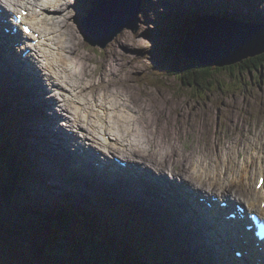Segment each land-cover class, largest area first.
Returning <instances> with one entry per match:
<instances>
[{"label":"rangeland","instance_id":"obj_1","mask_svg":"<svg viewBox=\"0 0 264 264\" xmlns=\"http://www.w3.org/2000/svg\"><path fill=\"white\" fill-rule=\"evenodd\" d=\"M92 2L89 1L87 2L88 4L76 2L73 7L71 6L65 10L61 18V20L65 21L63 29L68 32L69 41L72 45H75V49L70 53L73 61L72 66L69 68L70 72L75 74V76H82L83 84L88 82V88H86L85 92L90 90L100 93L105 90H113L116 96L122 95V97L125 98V101H122L121 105L126 104L136 111V121L140 123V131L143 136H145L147 140L149 137L155 138L156 142L154 146H156L159 141L164 144L165 149L169 151V155H166L168 154L167 151H157L149 148L147 145V148L151 149L152 153L144 155V160L150 166L156 167L160 172L171 169L173 174L178 175L179 178H177V181H180L182 184H184V181L190 184H196V186L201 189L214 190L216 188V184H213L214 179H212V185H210V182L206 181H201L199 184L197 179L194 178L193 169H191L190 166L191 164L196 165L198 162L192 160L193 158L191 156L201 157V154L197 152L198 149L205 150L206 148H210L212 150V156L203 153L210 158L201 157L204 161L200 162L205 168V172L209 173L213 168H217L225 163L222 157L224 154L218 156L217 153L226 152L228 144L233 142V137H235V140H249L251 142L254 137H257V139L260 138L264 142V84L259 83L257 75L260 73V70L263 69L262 77L264 78V63L257 68H251L250 71L242 69L240 72L237 64L230 65V68H222L218 73L215 75L213 74L210 80L217 78V80L222 83L221 87H224L223 91L219 88H213L212 86L208 89L207 85L197 90L196 86L189 84L187 81H183L174 74H163L159 76L153 71V66L158 57V49L150 34L154 28L159 30L158 27L160 26L155 22V19L157 17L156 20L161 22L164 17H160V15L173 11V7L185 6L183 0H142V11L138 14L139 20L136 23L138 30L136 32H132L131 30L121 31L107 43L104 48H100L98 45L91 46L84 40L80 32V19L90 12L91 8L94 6ZM223 2H228L231 6H235L233 0H223ZM221 5L222 4H220V6ZM239 6L229 8L228 10L229 12L231 11V13L235 12L234 14L240 15L242 12L239 13L238 8L240 10H242V8ZM248 6L249 5H246V9ZM260 6L262 8L261 12H263L264 0H261ZM75 13H78V15L75 16ZM214 13L215 11L212 12L213 15ZM252 17H254V14ZM258 20L264 22V13L261 14ZM132 22L134 24V20ZM250 25L252 26V24ZM190 34L194 36L193 32ZM91 37L95 41L103 40L101 37H97V39L94 33H91ZM244 45L245 44H243V46ZM229 51L231 53L233 52V54L237 52L234 45L231 46ZM218 54L221 55L222 52L220 51ZM83 65L86 67V72L82 69ZM242 65L244 67L248 64L244 62ZM213 71L214 70H211L212 73ZM2 76L3 75H0V78H2ZM236 77H238V79H236ZM154 78H158V81L154 82ZM1 80L3 81L4 78ZM187 80L189 79L187 78ZM233 80H235V86L232 87L234 90L227 91L225 86L231 84ZM198 91L202 93L201 96ZM13 94L21 95V91H13L0 85V111L1 113H7V123L5 127L8 123L15 126L13 127V131L16 134L15 137L20 142L25 143L26 141H24L22 132L23 128L27 127L25 123H36L43 131L45 123L48 122V117L45 115L33 117L32 114H27L26 111L20 113V110L25 108L22 105L23 102L19 101L23 98L13 96ZM146 94H150L151 97H147ZM31 95L34 96L33 93ZM160 101H163L165 106L175 104L177 107L181 108V112L177 110L178 121L176 124H174L173 117L172 120H169L165 114H163V119L159 120L158 116L162 113L158 110H151V102H153L152 105L160 106L162 104ZM12 103H15V105H11ZM145 104L148 109H141ZM8 106L12 108V110H7ZM246 108L249 109L251 116L243 122L242 112ZM148 114L154 116H146ZM55 120L56 119H54V122L59 128ZM219 120L224 123L223 127L219 126ZM48 124L49 126L46 125L48 129L49 127H53L50 125V122H48ZM17 126L21 130L16 129ZM22 126L23 128H21ZM49 131L52 134L58 133V129H50ZM219 138H222L223 142L218 145ZM169 145L172 146L173 151H171ZM189 148L194 150L193 154L190 153V150H187ZM14 155L13 152V156ZM242 156H244L242 150L240 153H236V158ZM32 158L37 159L35 150L33 147H28L22 160L25 163L27 162L31 169L34 167V162L36 161H32ZM63 159L64 156L58 157V161ZM210 159L213 160L212 163L209 161ZM226 160L228 162V159ZM238 162L242 164V159H239ZM12 164L14 163L8 159L7 166L10 167ZM59 167L62 170V167ZM15 168H18V166ZM251 168L253 169L254 167ZM226 169L228 174V172H230V167L228 166ZM61 170L57 177L55 175L56 171L53 169H50V173L45 175L46 180L44 181H48L51 187V194L48 196L54 194L56 198L67 199L72 206L74 205L79 208L81 206L82 210L85 212L87 209L91 210L93 213L91 218L94 220H91L89 213L86 215H88L90 221H93V224L87 222L83 218H79L77 215H68V218L72 217L76 219L78 217L80 220L78 223V231L81 234L78 231L74 233L70 228L66 227V225L60 228L59 223L50 220L47 216L33 218L20 214L19 218V215L15 212L17 210L14 206L16 204L15 198L12 203L13 208L12 205L6 207L0 202V242L3 248L0 250V253L12 252L14 257L19 256V258L22 259L24 257L32 258L33 260L30 261L31 264L34 262L37 264H100L98 260L100 259L102 261L104 252L108 256L107 260L103 262L104 264H123L121 261L127 263V261H124L122 258L121 261L117 263V257L121 256L123 251L121 252L120 249L116 247L117 244L112 242L111 236H105L101 233L103 218L100 216L105 214L103 211L105 206H111V209H113L110 199L112 196H109V198L107 194L100 192L102 190H97V188L92 189L89 186H85L83 189L80 187V192H77L76 187L79 179L71 178L70 176L66 181H63ZM249 170H251L250 167ZM51 173H53V175ZM71 175L75 174L71 173ZM6 177L9 179V182L6 181ZM11 178L12 176L8 169L0 170L1 188L5 193L10 191ZM182 178L186 180H182ZM37 179L39 180L40 178ZM171 179L173 183L177 182L173 181V178ZM43 184H45V182H43ZM43 184L37 182L38 186L42 187ZM36 192L39 194L45 193V191L41 189L36 190ZM81 192L86 193L82 194ZM112 192L116 193L115 189ZM225 192L228 195L234 193L232 189H226ZM47 197L40 195L37 199L42 201ZM138 200V202H144L140 197H138ZM113 202L115 204V201ZM45 204L47 203L42 201L39 203V206L43 208ZM142 206H146V204H142ZM4 210L11 212L12 215L3 216L2 211ZM82 210L79 209L76 211H80L81 214H83L84 212ZM122 210L124 213L126 212V210ZM156 217L159 224L163 226L164 223L161 221L162 218L159 215ZM133 220L136 222V218ZM127 223L129 225L131 224V222ZM110 224V226H112L110 227L112 228L110 230V235L111 233L113 235L115 232H119V238L124 240L130 234V231L124 230V228H128L124 223H119L121 226H118V231L113 229L117 223L111 222ZM159 224H157L158 230H161ZM24 225H31L32 228H36L37 226L43 228L47 227L51 232L53 231V233L44 234V231L36 234L17 233L19 227ZM75 226L77 225H74V228ZM10 228L14 232L13 234L7 231ZM129 228L132 227L129 226ZM62 229L65 230L59 231ZM172 230L176 235L174 228H172ZM167 232L170 233L169 231ZM132 235L135 237V234ZM184 235L183 239L187 242L188 249L192 251L195 250L198 255L203 253L204 249L199 241L194 242L193 237H188L187 234ZM134 237L130 236V238H133L132 244L135 246V250L139 247L150 248V244L146 243L149 240L148 235L145 233L142 235V242ZM119 238L118 240H120ZM150 240H152V238ZM192 242L194 245H191ZM149 243L151 242L149 241ZM123 253L128 254L129 250L125 249ZM134 253L135 252H131L132 256H134ZM198 255L192 256L193 259L196 258L195 260L197 262H199ZM176 258H169L164 264H177L178 260L183 258V256H178ZM140 260L143 261V258L140 257ZM155 262L157 261L154 260V263ZM0 264L2 263L0 262Z\"/></svg>","mask_w":264,"mask_h":264},{"label":"bare ground","instance_id":"obj_2","mask_svg":"<svg viewBox=\"0 0 264 264\" xmlns=\"http://www.w3.org/2000/svg\"><path fill=\"white\" fill-rule=\"evenodd\" d=\"M1 1L2 0H0V25L2 27L0 28V60H1L2 56L11 57L12 60L14 61L15 65H17V67L21 63L22 66H24L26 68V69L24 68V70L26 71L27 76L31 81L37 74L42 75L48 81V83L45 84V86L43 85V82L42 83L40 82L41 84H39L40 85L39 87L38 86L37 87L32 86L33 88H35L34 91H33L32 87L27 88V90H25L22 88H18L15 84L2 85L3 87H5L7 89H11L13 91L14 90L21 91V95L13 94V96L23 98L22 99L23 101L22 100H19V101L23 102L22 105L25 108L20 110V113L26 111V113L28 114V112L32 111L34 113H40L41 116L45 115L46 117H48V122H50V125L54 127V128L49 127V130L50 129L51 130H57L58 127L56 126V124L54 122V119H55L54 111H56L54 109V107H56L57 108L56 112L58 113V120H57L58 122L57 123H58L59 129H60V130H58V133H56V134H60L62 131L65 132L66 130L64 128L70 129L68 127L70 124H74L78 128L87 127L88 131L86 134H83V131L80 130V137L73 130L70 129V131L76 137V139H77L76 143H78V144L81 143L83 146H85L89 153L93 152V149L91 148V146H100V145L108 146L109 142H110V138H111V132L113 135L115 134L116 137L121 140V142L124 144L125 147H132L134 145V141L131 138H129V139L124 138L122 134H127L129 136H134V137H140L141 136L140 139L135 140V144H138V145L146 144L147 139L145 138V136H142L143 134L138 133V132H134V134L131 135L130 127H132V125H138L140 123L138 121H136L137 114L135 112L133 114H130V112L128 110L124 109V105H121L122 100L120 98H116V101L114 102V104L112 106L111 114H110V116H108L105 113V111H106V109L104 108L105 106H102L101 104L98 105L97 102L95 101V98L97 96V92L96 91H90V90L85 92L86 88H88V82L83 84L82 76H68L69 74L66 71L73 64L70 53L75 49V45L73 44L74 45L73 46L72 43L69 41L68 32L62 30L64 28V23H65L64 20L54 18V17L52 18L50 23H53L54 31H56L54 41H52L50 43L49 48H47L43 51H38V50H36L37 49L36 45H31L30 36L25 34L22 30L19 31V29L13 24V21H12L13 16L8 12V11H12V10L5 8L1 4ZM14 1L16 4V10L18 9L17 12H19L21 9H24V5H23L22 0H14ZM53 2L55 3L56 6L60 5V3H59L60 0H56ZM238 2H240L241 4H248L249 5L248 7H250V5H253L257 8L258 6H260L261 0L259 2V5L254 4V3H257L255 0H238ZM48 9H50V8H45L42 10H48ZM56 11H58V10H54L53 13ZM1 13L5 14L6 17L5 18L2 17ZM247 16H249V15L246 13L243 14L244 18H246ZM22 20H23V23L27 24L26 16H23ZM251 20H252V18H249L250 24H252ZM213 21L216 22L217 24L222 23V19H216L214 17H213ZM36 22H37V24H41L43 22V18H38L36 20ZM203 24L205 27L201 28L200 32H202V34L206 37H211L213 35V33L211 31L213 28V25L208 26L207 23H203ZM92 28L97 30V32L100 34V36H103L102 33L95 26H93ZM8 30H10V35L14 36V38L17 34H18V37H20V44H16L17 47H12L10 49V51H9V48L13 42H9L6 39H4V32L8 31ZM81 30H83L82 26H81ZM20 32L22 33L23 38H24L22 42H21V33ZM105 38H107V37H105ZM5 41H7V43ZM101 41H104V40H101ZM218 41L224 42L225 40L219 38ZM9 44H10V46H9ZM14 50L18 53V55H17V53L14 54ZM10 52H11V55H10ZM82 69H83V71L86 72V67H84V65L82 66ZM47 70L57 73L59 76V80L55 81L50 77L44 76L45 75L44 72ZM46 90H48V91H46ZM32 93L34 96L31 95ZM54 96H57V98H55ZM30 98H32L34 100V103H29ZM57 101H63L64 102L63 104L66 106V109L63 108V110L67 111V114H68L66 117L67 118L66 120H64L65 113H64V111H62L58 107ZM37 102H39V103H37ZM11 105H15V103H12ZM26 105H27V107H26ZM86 106L88 108V114L87 115H86V109H87ZM99 123L101 124L100 126H107L108 129L105 130L103 127H100L98 125ZM35 125H36V123H35ZM24 129L26 130L27 127H25ZM24 129L22 130V132H23L24 141H26L28 139L27 138L28 136L26 137L27 133L25 132ZM112 129H113V131H112ZM106 134L107 135L109 134V137H106ZM155 141H156V139H155ZM28 143H30L29 139H28ZM44 143H45V141H43V144ZM250 143H251V141H250ZM42 147L44 148V146H42ZM44 149H46V148H44ZM112 149L113 150H120L122 148H118L116 146V144H112ZM164 151L166 152V150H164ZM36 153L38 155V159L40 160V163L43 164L44 163V154L40 151H37ZM242 153H243V155H245L246 151L243 150ZM247 153H248V155H251V156H253V155L256 156L257 154L260 156L264 155V154H260L259 151H257V150L254 153L253 152H247ZM93 154H94V152H93ZM166 155H169V154H166ZM228 155L232 156L234 159L236 158V153H228ZM81 156H85V152H83V154ZM223 157H227V155H223ZM209 161L211 163L213 162L212 159H210ZM224 162L225 163L221 164L219 167L213 168L209 173L205 172V170H204L205 168L201 164L198 163L196 165H193V176H194V178L197 179L199 184L202 181V178H204V177H207L208 181H211V179L214 178L215 183L218 185L219 184L222 185V183H228L232 179H235L237 182V187L234 188V192H235L236 197L240 198L241 200L245 196H247L248 198L257 197L258 194L253 191V184L251 182H249V183L245 182L246 178L250 179V177L252 175V171L248 172L245 169L242 172H239L238 169H234L233 171L228 172V175H227V169L226 168L229 166V163L227 162L226 159H224ZM111 164L112 163H110V165H106V166H108V168L114 167V166H111ZM61 165L62 164H59L52 169H55ZM261 168H264V158H262V157L257 161V172H259V170ZM46 171L48 173L49 170H46ZM38 172H41V171H38ZM115 172H116L115 177L111 173H109V175H108V173L104 174V177L108 181V186H105V187L109 188L115 184L114 189L116 190L117 189L116 188L117 183L115 181L116 177L118 178L119 175L125 176L127 173L124 165H123V168L121 170H120V168L116 167ZM42 174H44V173L41 172L40 175L35 174L34 177L39 178ZM110 174H111V176H110ZM128 174L130 175V173H128ZM130 176H132V175H130ZM131 180H132V178L130 179V190H135V188H133V186H132ZM138 183L142 186L147 187L149 190L153 189L154 191H157L156 187L160 185L159 183H157L155 181H145V182L144 181H138ZM210 185H212V182H210ZM79 189H80V187L77 189V192H80ZM204 190H206V189H204ZM206 191H211V189L206 190ZM122 192H126L128 194V195H126V198L132 200V198H131L132 194L131 193L129 194L128 191H122ZM81 193L85 194L86 192H81ZM123 194H125V193H123ZM137 194L141 198L145 197V192H143V191H137ZM202 196H205L207 198H211L210 196H207L205 194H203ZM155 197H156V203H159V206L157 207V209L162 208V209L168 211L171 215H180L181 213H183L185 215V211L183 209V207L185 205L182 201H179L178 203H174L170 198L164 196V194H159V193L155 194ZM186 199H187V197L184 198V201ZM228 201H229L228 204L231 205L232 200L228 199ZM147 202H149V200ZM131 204H132V202H131ZM115 205L117 206V208L122 210L120 205H118V202L116 203V201H115ZM136 206L142 212H144L143 207L140 206V204H136ZM115 214L118 215V213H115ZM144 214H145L143 216V218H145L144 221H146V223L149 225H154L153 223H151L152 220H151L150 215H147L146 213H144ZM127 216H129V215H127ZM120 218L122 219L121 216H120ZM130 218L134 219V217H132V216ZM198 218H201V217L198 216ZM198 218H196V219L200 220ZM104 221L108 225H111L109 221L107 222V219ZM137 221L138 220L136 219V222ZM191 222H192V220H191ZM197 224L199 225V222H197ZM222 226L224 228L226 235L232 231L231 227L226 226L224 224H222ZM124 227H126V226H124ZM213 231H214L213 237L215 238V240L219 241V242H216V244L219 246V249L217 250V252H219L223 258H226L225 249L228 248V246H229L228 240H227L228 237H226L225 234L220 229H216L215 225H213ZM157 232H160V231H157ZM149 233H152V232H149ZM234 238L237 239V237H234ZM252 241L258 242L256 239H252ZM208 242H209L208 240L204 241V245L206 246V244H208ZM259 244L261 245L262 243L259 242ZM245 249H247V248H245ZM206 254H208V253H206ZM215 254H216V252H215ZM262 257L264 259V256H262ZM263 261H262V264L264 263ZM230 263H233L232 258L230 260Z\"/></svg>","mask_w":264,"mask_h":264},{"label":"trees","instance_id":"obj_3","mask_svg":"<svg viewBox=\"0 0 264 264\" xmlns=\"http://www.w3.org/2000/svg\"><path fill=\"white\" fill-rule=\"evenodd\" d=\"M186 23V28H189V24L187 21H184ZM183 22V23H184ZM162 40V52L160 54L161 57H157V60H159L160 58V64L158 66V72H160V74H167V73H173V74H177V75H181L182 78L189 79V82H192L193 84H195L196 86H202L203 84L206 83L207 79L210 78V76H212L208 71H210V68H207L203 65L200 64V62H190L188 59H186L183 55V44H184V40H185V36H182V39L179 40L176 37L172 38V39H167L166 41L164 39ZM264 54H259L256 55L253 58H247L244 59L243 61H241L240 63H238L237 65L239 66V71L241 72L242 69L245 70H251V68H257L259 67L261 64L264 63ZM244 62H246L248 65H245L243 67L242 64H244ZM231 66L227 67L230 68ZM218 71H220L219 68H216ZM10 194L9 193H5L4 191L2 192L0 190V200L2 199L3 202L2 204L6 203H11V198H10ZM118 216L120 217V215L118 214ZM63 219H66V216H62ZM111 218H107V221H109L111 223ZM78 221L76 222L75 227L78 228ZM136 223H139V221H137ZM128 231H130L127 228ZM113 232V231H112ZM132 232H134L135 237H139V234H136L135 230H132ZM114 233V232H113ZM120 240H123L122 238H119ZM2 246L1 242H0V247ZM117 248L120 249L119 246H117ZM145 249V248H144ZM123 252L125 250V248H122ZM122 250L120 249V251L122 252ZM147 250L143 251L142 253L146 255ZM122 252L123 256H127L126 254H124ZM111 258V257H110ZM107 259L106 256H102V262H105ZM0 262L3 264H30L27 260L22 259V258H18V257H14L12 255H10L9 253H5L3 256L2 254H0ZM118 263V260H117Z\"/></svg>","mask_w":264,"mask_h":264},{"label":"water","instance_id":"obj_4","mask_svg":"<svg viewBox=\"0 0 264 264\" xmlns=\"http://www.w3.org/2000/svg\"><path fill=\"white\" fill-rule=\"evenodd\" d=\"M233 24V22H231ZM237 27V30H232L229 35L235 36L238 41H246L251 43L253 45V49L251 51H248L244 54L240 53L237 54L234 53L236 56H233L234 58L229 57L228 55L225 56V59L223 60V56H215L212 52H206L204 55H199V48L198 44L193 42V45L191 44V41L189 38L186 40V44L184 46V55L188 58H193L196 60L201 61V63H204L206 65H217V66H223L225 64H230L233 62H236L240 60L243 57L254 55L257 53H260L264 51V29H257L253 30L251 26L245 25L242 23L241 25H235ZM233 52L231 53V55Z\"/></svg>","mask_w":264,"mask_h":264},{"label":"snow or ice","instance_id":"obj_5","mask_svg":"<svg viewBox=\"0 0 264 264\" xmlns=\"http://www.w3.org/2000/svg\"><path fill=\"white\" fill-rule=\"evenodd\" d=\"M262 182H264V181H262ZM259 186V185H258Z\"/></svg>","mask_w":264,"mask_h":264}]
</instances>
